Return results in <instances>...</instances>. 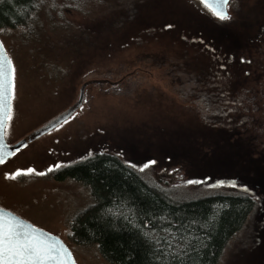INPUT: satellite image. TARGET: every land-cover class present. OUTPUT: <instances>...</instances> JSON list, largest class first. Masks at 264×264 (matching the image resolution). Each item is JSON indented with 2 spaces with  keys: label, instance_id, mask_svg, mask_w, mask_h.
Wrapping results in <instances>:
<instances>
[{
  "label": "rangeland",
  "instance_id": "374dc122",
  "mask_svg": "<svg viewBox=\"0 0 264 264\" xmlns=\"http://www.w3.org/2000/svg\"><path fill=\"white\" fill-rule=\"evenodd\" d=\"M227 11L222 20L194 0H40L24 23L0 28L15 69L8 145L100 80L0 163V207L58 236L75 264H112L69 239L70 219L92 203L87 187L51 177L54 165L110 153L181 197H251L218 264H264V0H229Z\"/></svg>",
  "mask_w": 264,
  "mask_h": 264
},
{
  "label": "trees",
  "instance_id": "16d2710c",
  "mask_svg": "<svg viewBox=\"0 0 264 264\" xmlns=\"http://www.w3.org/2000/svg\"><path fill=\"white\" fill-rule=\"evenodd\" d=\"M39 1L0 0V28L24 23ZM51 177L87 187L92 203L70 219L69 239L95 245L112 264H218L254 206L245 194L175 195L104 152L51 170Z\"/></svg>",
  "mask_w": 264,
  "mask_h": 264
},
{
  "label": "snow or ice",
  "instance_id": "6c2138e0",
  "mask_svg": "<svg viewBox=\"0 0 264 264\" xmlns=\"http://www.w3.org/2000/svg\"><path fill=\"white\" fill-rule=\"evenodd\" d=\"M201 2L217 18L230 19L227 12L229 0H201ZM2 50L3 44L0 43V134L6 133L8 123L12 118L11 101L14 99L15 73L11 59L3 54ZM91 155L92 153L89 152V156ZM2 162L3 160L0 159V163ZM125 163L134 168L137 167L130 161ZM154 163V160H149L140 165L139 170L143 171ZM59 166L57 164L53 167ZM22 171L32 173L35 169H17L16 173H6L5 175L14 177ZM192 182L188 181V183ZM225 183L235 186L232 181H217L218 185ZM144 235L149 236L150 234L145 232ZM156 243L159 244L160 241L157 240ZM0 264H75V260L71 251L58 237L53 238L51 234L46 235L43 231L38 232L34 226L26 224L16 214L6 212L4 208H0Z\"/></svg>",
  "mask_w": 264,
  "mask_h": 264
},
{
  "label": "water",
  "instance_id": "95a60500",
  "mask_svg": "<svg viewBox=\"0 0 264 264\" xmlns=\"http://www.w3.org/2000/svg\"><path fill=\"white\" fill-rule=\"evenodd\" d=\"M203 6H205L201 0H198ZM207 8V7H206ZM208 9V8H207ZM211 13L212 11L210 9H208ZM228 12V11H227ZM213 14V13H212ZM214 15V14H213ZM215 16V15H214ZM1 43V42H0ZM3 54H5L7 57L8 55L6 54L4 48L2 50ZM9 58V57H8ZM100 80L97 79H93V80H88L84 83L81 84L80 88H79V93H78V98L77 100L71 105L69 106L67 109H65L64 111H62L59 115H57L56 117H54L53 119H51L50 121H48L47 123H45L44 125L40 126L39 128L35 129L34 131L30 132L29 134H27L26 136H24L23 138H21L20 140L16 141L15 143L8 145L4 139V134H0V159H2L3 161L6 160L7 158H9L15 151L19 150L20 148L24 147L25 145H27L28 143H30L31 141H33L35 138L39 137L40 135L46 133L47 131L51 130L52 128H54L55 126H57L59 123H61L63 120H65L68 116H70L82 103L83 97H84V88L86 87L87 84L91 83V82H99ZM9 153H11V155H9ZM1 208V207H0ZM6 210V209H5ZM6 212H11L9 210H6ZM13 213V212H11ZM15 214V213H14ZM18 216V215H17ZM19 217V216H18ZM21 218V217H20ZM23 219V218H22ZM26 224L32 225L35 227V229L39 232V231H43L46 235L47 234H51L33 224H31L30 222H28L27 220L23 219ZM51 236L53 238H57L58 236L51 234ZM59 238V237H58ZM60 241H62L59 238ZM63 242V241H62ZM63 244L65 246H67L64 242ZM68 248V246H67ZM69 249V248H68ZM70 250V249H69ZM73 257V256H72ZM74 259V258H73Z\"/></svg>",
  "mask_w": 264,
  "mask_h": 264
}]
</instances>
